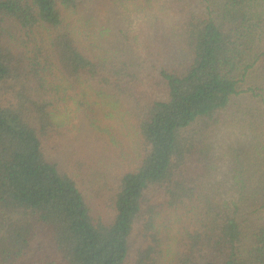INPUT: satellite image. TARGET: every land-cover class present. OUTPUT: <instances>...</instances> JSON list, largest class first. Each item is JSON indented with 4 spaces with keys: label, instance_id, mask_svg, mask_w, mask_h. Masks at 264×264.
<instances>
[{
    "label": "trees",
    "instance_id": "16d2710c",
    "mask_svg": "<svg viewBox=\"0 0 264 264\" xmlns=\"http://www.w3.org/2000/svg\"><path fill=\"white\" fill-rule=\"evenodd\" d=\"M0 264H264V0H0Z\"/></svg>",
    "mask_w": 264,
    "mask_h": 264
},
{
    "label": "rangeland",
    "instance_id": "374dc122",
    "mask_svg": "<svg viewBox=\"0 0 264 264\" xmlns=\"http://www.w3.org/2000/svg\"><path fill=\"white\" fill-rule=\"evenodd\" d=\"M113 130V134L116 136L117 140L119 142H123L125 143V147H128L131 149L132 147V141H131V134L130 132H128L124 127L123 124H116L114 122L111 121H107ZM227 140L226 141H230L232 137L226 136ZM52 145V144H51ZM51 145H48V151H50L51 156H57V160L59 161L60 165H61V158L64 157V167H73L76 168V164H77V158L75 159H68L66 158V150L65 152L61 153V154H54V152H56L57 150L55 148H52ZM76 161V162H74ZM81 161V160H80ZM82 165V172L80 173V176L82 178V182L84 184L85 187H82L85 189V191L87 192L86 197H89V202H91V205H93L94 207V212H98V210L100 209L99 206V202L102 201L105 198V189H106V184L102 185V182H100L101 180H99L98 177H93L92 179L88 178L89 172H93L94 169H90L88 168L85 164H81ZM77 170V169H76ZM102 174V173H101ZM109 184V183H107ZM100 192V193H99ZM99 193V194H98ZM97 194L99 196H97ZM103 206V205H102ZM42 249L37 247L35 249V253L36 251ZM34 251V250H33ZM32 251V252H33ZM29 256H31V253L29 252Z\"/></svg>",
    "mask_w": 264,
    "mask_h": 264
}]
</instances>
